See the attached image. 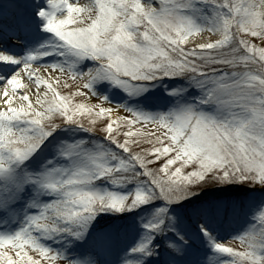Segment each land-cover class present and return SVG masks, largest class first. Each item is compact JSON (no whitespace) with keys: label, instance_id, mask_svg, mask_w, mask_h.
<instances>
[{"label":"snow or ice","instance_id":"1","mask_svg":"<svg viewBox=\"0 0 264 264\" xmlns=\"http://www.w3.org/2000/svg\"><path fill=\"white\" fill-rule=\"evenodd\" d=\"M48 3L51 11L39 13L46 19L44 27L62 47L77 56L96 59L100 67L88 73H76L59 65L34 67L31 61L47 54L42 52L29 55L23 67L0 85V98L5 105L0 109V171L5 170L6 161L26 159L65 122L86 127L82 120L85 114L91 118L93 112L97 117L119 112L113 106L104 107L107 103L103 98L99 103L73 102L72 96L94 95L91 86L97 77L132 90L130 82L152 80L158 74H203L205 79L195 82L198 87L208 85L204 103L214 101L222 114L212 115L193 106L158 117L126 110L123 112L130 116H116V121H122L128 129L122 140L118 138L120 125L114 131L115 121L109 115L102 131L128 153V160L112 157L117 163L110 164L103 152L93 154L70 146L65 154L76 152L82 158L71 169H52L40 178L44 187L58 193L59 198L30 216L26 228L13 236H0V264H62L57 254L39 243L33 230L44 234L68 231L61 222L83 223L98 211H123L156 196L168 202L179 201L190 194L188 186L213 179L221 183L258 182L264 186V47L247 38L250 35L264 42V0H221L215 21L207 28L187 15V5L179 0H158V6L150 0H91L82 6L69 0ZM205 31L221 33L222 38L187 46L190 37ZM0 61L19 62L2 52ZM215 66L232 71L218 75ZM57 73L68 75L73 81H84L81 87L86 91L61 96L53 83V76L55 84L60 83ZM32 84L36 86L34 102L27 91ZM41 86H45L43 90ZM21 90L25 91L18 95ZM89 123L95 125V120L90 119ZM136 125L141 128L133 131ZM147 126L155 131H144ZM141 135L150 147L134 150L133 146L140 143L136 137ZM152 136L155 142L149 138ZM136 165L141 169L139 175L150 178L148 190L138 188L125 195L89 187L98 176L112 177L113 183L128 179L120 173ZM258 220L259 227L253 226L238 237L246 244L245 251L214 242L217 251L234 258L227 264H264V255L260 254L264 250V211ZM162 223L161 220L148 227L156 229ZM8 246L16 250V259L4 250ZM147 247V243H141L132 251L145 252ZM29 250L38 252L39 259L29 255Z\"/></svg>","mask_w":264,"mask_h":264},{"label":"rangeland","instance_id":"2","mask_svg":"<svg viewBox=\"0 0 264 264\" xmlns=\"http://www.w3.org/2000/svg\"><path fill=\"white\" fill-rule=\"evenodd\" d=\"M39 1L44 3L40 4ZM1 2L5 5L13 4L19 7V12L24 11V9L30 11V13L27 14L26 12L25 14L28 18L30 14L33 22H37L38 19L43 20L39 26V31H44L45 38L54 40V45L60 46V48H52L50 51L55 52L59 57L56 62L59 66L76 73H88L100 67L96 59L77 56L62 47L58 38L44 27L46 19L39 13L41 10L51 11L48 0H0ZM57 2L59 3L60 0ZM69 2L82 6L89 4L91 0H69ZM141 2L144 3L145 0H141ZM150 2L156 3L158 6V0H150ZM179 2L187 5L184 9L185 13L191 16L197 24L204 27L207 26V22L213 23L215 21L216 11L220 3H216L215 0H179ZM236 2H240V0H235L234 3ZM255 2L259 3V0H255ZM8 7H0V16L5 14ZM194 8H201L199 18L192 13ZM65 15H67L66 12ZM75 26L81 25H69L67 27ZM241 35H245V33L242 32ZM221 38V33L205 31L196 40H189L187 46L213 42ZM247 38L251 39L257 46L264 47V42L259 38H253L250 35ZM215 67L218 75L225 70L232 71L224 66ZM56 75H59L60 83L58 85L54 83V86L61 96L71 95L78 90L86 91L81 87L84 81H73L70 76L59 73ZM204 79L203 74H198L195 77L192 73L176 76L158 74L152 80L130 82L133 86L132 90H126L108 78L97 77L94 79L91 86V92L97 94V100L94 103H99L98 100L103 98L107 103L103 105L104 107L113 106L119 112H115V115L111 113L99 117L93 112L91 118L85 114L82 117L83 123L86 127H94L95 130H89L79 124L71 123L68 127H63V131H59L55 136H47L45 140H48V143L40 144L23 161H6L5 170L0 171V236H13L26 228L30 216L39 214L45 205L59 198L58 193L44 187L40 178L52 169H71L74 162L82 158L76 152H70L66 155L65 153L69 152L70 146L75 145L78 149L93 154L103 152L109 157L108 162L110 164L117 163V159L112 157L128 160V153L110 140L102 131L109 121V115L111 120L115 121L113 123L114 131L117 129V125H120L118 138L121 140L123 139L122 134L128 129L122 121H116V116L130 115L123 112L126 110L150 117H158L187 106H193L198 111L220 116L222 110L214 101L204 103L207 99L206 89L208 85L202 84L198 87L195 82ZM89 98L80 95L72 96L73 102L77 104L81 102L88 104ZM138 98L143 99L139 100ZM32 102L34 101L32 100ZM90 119L95 120V125L89 123ZM17 126L25 127L23 124ZM140 128V125H136L133 131ZM144 131L154 132L155 129L152 126H147ZM136 138L140 143L133 146L134 150L150 147L142 135ZM149 138L155 142L154 136ZM140 172V167L136 165L129 171L120 173L128 179L119 183H113L112 177L98 176L89 187L101 192L112 191L125 195L134 193L138 188L148 190L151 187L150 178L139 175ZM188 188L190 194L182 200L168 202L163 197L156 196L147 203L141 204L147 207L139 211V217L132 224L134 228L138 227L139 231L137 233L136 230L132 231L130 238V229L125 228L119 222L98 227L82 226L77 231L80 233L79 236L69 235L66 231L44 234L37 230H33V235L37 237L39 243L57 254L62 264H127V262L139 264L142 261L141 256L144 257L143 254L149 251V246L142 253L132 250L137 248V244H148L154 237L161 235H165L171 241L167 243L172 248L174 258L167 260L169 264H227V262L234 260L228 254L217 251L214 242L224 243L237 251L246 250V244L242 243L238 237L251 230L253 226L259 227L258 216L260 212L264 211V186L258 182L232 180L221 183L213 179L201 182L198 186H188ZM236 193L242 195H234ZM203 198L205 200L200 201ZM19 200L23 202L20 216L17 215L18 211L16 212ZM195 200L196 202H193ZM212 200H216V202H212ZM244 205L246 208H243ZM160 209H166V211L161 213ZM243 209L244 212L241 215L239 212ZM96 213L98 214V212ZM238 217L241 219L237 224H233ZM161 220L163 223L160 224L159 228L148 227L154 223L159 224ZM229 222H231V227H229ZM224 223L228 227L224 226ZM61 225H64L62 228H67V226L72 227L76 224L61 222ZM136 225L138 226L135 227ZM170 225H174L175 232L169 229ZM167 229L168 233L166 232ZM133 233L135 234L134 237ZM129 247L133 249L128 251ZM4 250L8 251L13 259L16 258L14 248L8 246ZM260 254L264 255V250H260ZM29 255L39 259V253L36 251L29 250ZM47 264H58V262L48 261Z\"/></svg>","mask_w":264,"mask_h":264},{"label":"bare ground","instance_id":"3","mask_svg":"<svg viewBox=\"0 0 264 264\" xmlns=\"http://www.w3.org/2000/svg\"><path fill=\"white\" fill-rule=\"evenodd\" d=\"M59 1V0H58ZM38 3L43 4L42 1H39ZM5 3H3L4 5ZM11 5V4H10ZM11 10H16L17 8L15 6H11L10 7ZM201 8H197L194 10V14L199 18L201 15L200 12ZM1 21H10L13 22L14 24H19V22L21 21V19H17V17H13L11 15H4V16H0V26L3 28V25L1 23ZM212 23L207 22V26L204 27L202 25V27L207 28V27H211ZM204 32L198 33L192 37L189 38V40H193L195 38L201 37L203 35ZM21 39L23 40V49H19L16 47H10L6 44H4L0 38V52L5 53L7 55H15L17 58V60L19 61L18 63H15L13 65H0V70H2V78H0V85H3L6 83L7 79L10 78L11 75H13L15 72L19 71L22 67L24 62L27 60L28 56L31 54H37V53H47L46 55H38L37 58L35 60H32L31 63L34 64L33 66H39V67H44L47 68L48 66L51 65H58L57 60H58V56L52 52H50L52 50V48H55V46L57 47V45L55 44V41L52 39H47L45 38V32L44 31H39L37 27L35 26H30V30H28L27 32L24 33H20L19 34ZM55 76H53V83H55ZM25 82L27 83L28 81L25 80ZM45 86H41V90H43ZM23 91L25 90H21V93H19L18 95H22ZM27 91L29 92L31 101H35V92H36V86L35 84H32L31 87L29 89H27ZM97 98V94H94L92 97L89 98V103H94L96 102ZM14 106H16L15 102H14ZM5 107V105L3 104L2 98H0V108ZM112 114L115 115V112H113Z\"/></svg>","mask_w":264,"mask_h":264},{"label":"trees","instance_id":"4","mask_svg":"<svg viewBox=\"0 0 264 264\" xmlns=\"http://www.w3.org/2000/svg\"><path fill=\"white\" fill-rule=\"evenodd\" d=\"M249 188V187H248ZM111 214V216H115V217H118V216H120L121 215V213L120 212H114V213H112V212H110ZM165 246H163L161 249H159V252H160V254L162 253V251H164L165 250V248H164ZM161 261V260H160ZM153 263H157L156 261H154ZM158 264H160V262L158 263Z\"/></svg>","mask_w":264,"mask_h":264},{"label":"clouds","instance_id":"5","mask_svg":"<svg viewBox=\"0 0 264 264\" xmlns=\"http://www.w3.org/2000/svg\"><path fill=\"white\" fill-rule=\"evenodd\" d=\"M108 11L111 13L112 12V9H108ZM57 35H60L59 33H57ZM61 38H63L62 36H61Z\"/></svg>","mask_w":264,"mask_h":264}]
</instances>
